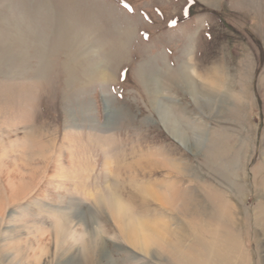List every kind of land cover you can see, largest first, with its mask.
Returning a JSON list of instances; mask_svg holds the SVG:
<instances>
[{
	"label": "rangeland",
	"instance_id": "374dc122",
	"mask_svg": "<svg viewBox=\"0 0 264 264\" xmlns=\"http://www.w3.org/2000/svg\"><path fill=\"white\" fill-rule=\"evenodd\" d=\"M14 163L32 177L16 199L0 173V264L171 263L123 239L108 184L196 264L203 241L207 261L264 264V0H0Z\"/></svg>",
	"mask_w": 264,
	"mask_h": 264
},
{
	"label": "bare ground",
	"instance_id": "6f19581e",
	"mask_svg": "<svg viewBox=\"0 0 264 264\" xmlns=\"http://www.w3.org/2000/svg\"><path fill=\"white\" fill-rule=\"evenodd\" d=\"M101 77L106 79L108 77V74L106 72H104V74ZM103 81H104V79H103ZM165 115H166V113H165ZM171 127H174L173 124ZM18 164L19 163H17V164L14 163L13 166L9 165L8 168L4 169L5 171H3V168H0V171H1L0 173H3L2 178H5L4 180L6 182L5 181L4 182L7 184L6 187L8 189L10 197L16 198V199L19 198V196H21L27 192L24 189L25 182H26L25 179L28 178L27 176L32 177V173L31 172L28 173V169H26L23 165H22L23 166L22 167L21 165H18ZM105 169H106V171H109V172L111 170V168H110V156L107 157V159H106ZM111 186L112 185L108 184L105 187V192L102 191V194H103L102 197L104 198V200L108 201L109 206L111 208V211L113 213V216L115 217V220L117 221V224L120 228L122 237L131 247H133L134 249L144 253L145 255H151L153 253V251H155L156 253H160V254L166 253L170 259L169 261H171V263L168 261L169 264H196V261H197L196 256H198V255H195V253H193L194 249L192 250V252L191 251H182V249L180 250L179 248L177 249V246H175L178 243V242H176V238H173L174 241L171 240L170 239L171 237L166 230L159 229L156 227H151L149 225V223L147 224L145 222H142L141 220H139L135 216H133L131 210L117 198V196L115 195ZM98 190H100V189H98ZM176 191L177 190H175V192H171L169 194L170 201L169 200L168 201L169 202H175L174 199H176V202H177L178 199L180 198L181 201L179 200L178 203H181L180 205H182V208L178 207V205H177V207L180 208L181 210L183 209V210L190 211L189 208L192 206L191 205V202H192L191 199L192 198L189 196H187V198H185L184 193H181L182 194L181 195L179 190H178L179 193ZM173 193H174V195H173ZM192 204H193V202H192ZM185 213H187V212H185ZM156 226H158V225H156ZM202 232H204V231H202ZM43 236L44 235L41 234V237H43ZM95 236H96V238H95ZM93 237L95 239V241H93L94 244L86 242V241H83V243L81 244L84 252L86 253V256L94 257L97 255V253H99L100 251L101 252L103 251L104 242L102 241V239L95 232L93 234ZM40 239H41L40 240L41 243L44 241H47L44 238H40ZM48 240H50V239H48ZM230 240H232V239L230 238L229 240H227V242ZM200 241L202 242V240H200ZM203 243H204V241L202 242V244ZM202 244H201V246L203 247V249L201 251L197 250L198 253L201 252L200 257H202V260L201 259L200 260L203 262V264H216L217 260H219V259H216V262L215 261H207L208 260L207 257L210 258V256H207V254L210 255V253H208L209 252V249L207 247L208 245L206 243H204L203 245ZM231 244H232V242H231ZM75 247H76V245L72 244L67 250H65V252L63 254L64 258L67 256H71L73 259H75L77 256V251H75L77 249ZM215 249H217V248H215ZM186 250H187V248H186ZM224 254L225 253H223L222 255H224ZM227 254H229V253H227ZM216 255H217V253H216ZM216 255L214 253V257ZM230 255H227V256H230ZM231 257H232V255H231ZM231 257H229L228 260H230ZM159 258H161V256ZM220 258H222V257H220ZM200 260H198V261L200 262ZM214 260H215V258H214ZM222 260H224V259H222ZM198 264H201V263H198ZM229 264H231V263L229 262ZM232 264H233V262H232Z\"/></svg>",
	"mask_w": 264,
	"mask_h": 264
}]
</instances>
